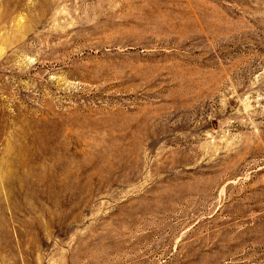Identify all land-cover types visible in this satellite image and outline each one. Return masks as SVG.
Instances as JSON below:
<instances>
[{
    "label": "rangeland",
    "instance_id": "rangeland-1",
    "mask_svg": "<svg viewBox=\"0 0 264 264\" xmlns=\"http://www.w3.org/2000/svg\"><path fill=\"white\" fill-rule=\"evenodd\" d=\"M0 264H264V0H0Z\"/></svg>",
    "mask_w": 264,
    "mask_h": 264
},
{
    "label": "bare ground",
    "instance_id": "bare-ground-1",
    "mask_svg": "<svg viewBox=\"0 0 264 264\" xmlns=\"http://www.w3.org/2000/svg\"><path fill=\"white\" fill-rule=\"evenodd\" d=\"M113 28V27H112ZM93 29V28H92ZM118 29V28H117ZM123 30V29H122ZM96 32V31H95ZM94 32V33H95ZM90 33V32H89ZM88 34V33H87ZM128 34V33H127ZM133 36V35H132ZM131 35H124L123 37L126 38L127 40L124 41L122 38L118 41V42H112L109 47L110 49L108 50H105V51H102L101 49H99L98 47V50L95 52L98 53L96 55V59H104L109 61L107 64L104 63L103 66H100L98 67L100 70H103L102 73L105 71V72H109L110 70H112V67L115 66V64H126L124 63V61L127 60V58H130L131 59H142V58H148V61L151 57V52L147 51L146 50H143L144 53H140V52H137L135 51V47L137 46L135 43H130L129 39L132 37ZM85 37V36H84ZM90 37H91V34H90ZM94 37V36H93ZM139 37V36H138ZM97 38V37H96ZM133 38V37H132ZM88 39V38H87ZM93 39V38H92ZM105 40V39H104ZM90 41V40H89ZM87 40L86 43L89 42ZM99 42V41H98ZM82 43V42H81ZM109 44V43H108ZM107 44V45H108ZM145 45H138V47L140 48H143ZM80 47V46H79ZM89 47V46H88ZM107 47V46H106ZM63 49V48H62ZM67 49V48H66ZM81 49V48H80ZM103 49V48H102ZM107 49V48H106ZM72 50V49H71ZM70 50V51H71ZM75 50V49H74ZM79 50V49H78ZM93 50V49H92ZM132 50V51H130ZM142 50V49H141ZM73 51V50H72ZM85 51V49H84ZM79 53V52H78ZM77 53V54H78ZM83 53V51H82ZM81 54V53H79ZM85 54V53H84ZM92 54V53H91ZM91 56V55H90ZM95 56V55H94ZM85 57H88V56H85ZM100 57V58H99ZM94 59V58H93ZM143 60V59H142ZM147 60V59H146ZM103 61V60H102ZM136 63V62H135ZM128 65V64H127ZM117 66V65H116ZM91 67V66H90ZM93 68V67H92ZM90 68V69H92ZM88 69V68H87ZM90 69H89V72H90ZM94 69V68H93ZM124 69V68H123ZM118 70V69H117ZM94 71V70H93ZM120 71V70H119ZM95 72V71H94ZM100 73V72H99ZM106 74V73H105ZM99 75V74H98ZM116 75V74H115ZM113 75V76H115ZM112 76V78H113ZM119 76V75H118ZM111 77V76H110ZM105 78V77H104Z\"/></svg>",
    "mask_w": 264,
    "mask_h": 264
}]
</instances>
